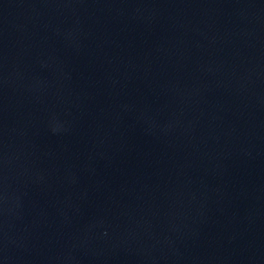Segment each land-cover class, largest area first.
Segmentation results:
<instances>
[{"label": "water", "instance_id": "95a60500", "mask_svg": "<svg viewBox=\"0 0 264 264\" xmlns=\"http://www.w3.org/2000/svg\"><path fill=\"white\" fill-rule=\"evenodd\" d=\"M0 264H264V0H0Z\"/></svg>", "mask_w": 264, "mask_h": 264}]
</instances>
